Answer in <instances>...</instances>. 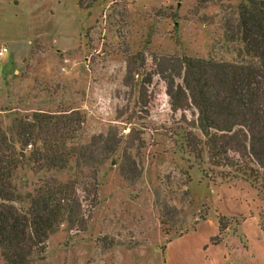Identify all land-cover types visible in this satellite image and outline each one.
<instances>
[{
	"label": "rangeland",
	"instance_id": "374dc122",
	"mask_svg": "<svg viewBox=\"0 0 264 264\" xmlns=\"http://www.w3.org/2000/svg\"><path fill=\"white\" fill-rule=\"evenodd\" d=\"M18 2V17L0 14V43L10 47L0 56L4 125L37 110L78 109L86 116L85 137L110 128L137 136L130 153L141 163V174L131 177L117 160L107 161L89 228L72 233L62 226L38 264H170L166 237L191 230L208 212L206 204L217 199L216 187L205 179L247 181L244 171L256 174L247 182L254 188L255 206H263L258 209L264 229V169L236 154L227 168L213 165L205 153L197 156L186 135L192 131L201 139L198 126L174 118L167 108L139 119L147 115L138 104L142 76L136 74V85H127L131 59L141 52L147 61L153 55L162 58V68H170L169 58L183 55L236 59L241 43L228 40L226 26L237 23L238 0H82L83 7L80 0ZM34 11L45 19L37 18L31 33ZM133 111L136 117L129 122ZM72 173L26 167L17 184L25 194L49 174L66 179ZM211 214L215 217L214 210ZM259 242L252 244L255 251L264 249Z\"/></svg>",
	"mask_w": 264,
	"mask_h": 264
},
{
	"label": "trees",
	"instance_id": "16d2710c",
	"mask_svg": "<svg viewBox=\"0 0 264 264\" xmlns=\"http://www.w3.org/2000/svg\"><path fill=\"white\" fill-rule=\"evenodd\" d=\"M237 13L235 26H226L228 40L241 43L236 59L183 55L169 58L170 68H162V58L153 55L147 61L141 52L131 59L127 85H136V74L142 76L138 104L147 115L141 113L139 119L167 108L174 118L179 115L198 126L201 139L192 131L186 135L187 146L197 156L205 153L213 165L227 168L236 154L264 169V0H238ZM85 121L78 109L37 110L30 116L17 115L7 125L0 117L4 264H38L49 238L62 226L72 233L85 232L101 200L100 174L107 161L117 160L122 173L131 177L141 174V163L130 153L137 136L125 137L110 128L85 137ZM26 167L36 173H73L66 179L49 174L33 191L22 194L17 180ZM243 174L247 181L256 180L250 171Z\"/></svg>",
	"mask_w": 264,
	"mask_h": 264
},
{
	"label": "crops",
	"instance_id": "0c3cea01",
	"mask_svg": "<svg viewBox=\"0 0 264 264\" xmlns=\"http://www.w3.org/2000/svg\"><path fill=\"white\" fill-rule=\"evenodd\" d=\"M18 7V0H0L2 15L8 11L15 15L18 13ZM37 18L45 19V16L38 11L32 12L28 24L31 33L34 30L32 25L38 22ZM4 44L5 42L0 43V47ZM205 180L216 187L217 199L210 205L206 204L208 212L191 230L166 237L164 252L169 263L264 264L263 247L258 251L253 247L255 241H260L264 246V229L260 225L258 209L263 206H255L258 201L254 188L242 179ZM213 210L215 217L211 214ZM226 220H229L230 224L227 225ZM232 220H235V227L231 226Z\"/></svg>",
	"mask_w": 264,
	"mask_h": 264
},
{
	"label": "built area",
	"instance_id": "2783aa9c",
	"mask_svg": "<svg viewBox=\"0 0 264 264\" xmlns=\"http://www.w3.org/2000/svg\"><path fill=\"white\" fill-rule=\"evenodd\" d=\"M10 51V49H9V47L7 46V45H2L1 47H0V56H3V55H5L6 53H8ZM124 131L126 132L127 131V129H124Z\"/></svg>",
	"mask_w": 264,
	"mask_h": 264
}]
</instances>
